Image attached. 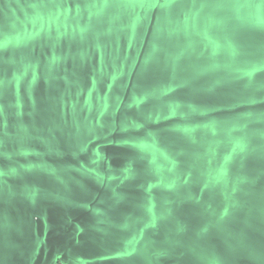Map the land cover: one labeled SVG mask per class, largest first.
<instances>
[{
  "label": "water",
  "instance_id": "obj_1",
  "mask_svg": "<svg viewBox=\"0 0 264 264\" xmlns=\"http://www.w3.org/2000/svg\"><path fill=\"white\" fill-rule=\"evenodd\" d=\"M0 264H264V0H0Z\"/></svg>",
  "mask_w": 264,
  "mask_h": 264
}]
</instances>
